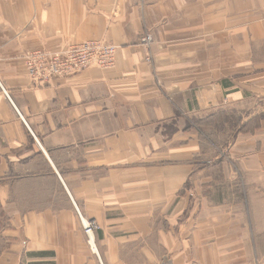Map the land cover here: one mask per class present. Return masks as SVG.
Returning <instances> with one entry per match:
<instances>
[{"label": "crops", "instance_id": "crops-1", "mask_svg": "<svg viewBox=\"0 0 264 264\" xmlns=\"http://www.w3.org/2000/svg\"><path fill=\"white\" fill-rule=\"evenodd\" d=\"M0 264H264V0H0Z\"/></svg>", "mask_w": 264, "mask_h": 264}, {"label": "built area", "instance_id": "built-area-1", "mask_svg": "<svg viewBox=\"0 0 264 264\" xmlns=\"http://www.w3.org/2000/svg\"><path fill=\"white\" fill-rule=\"evenodd\" d=\"M153 42L154 39L149 32L142 34L138 40L139 45L147 50L146 60L150 58L149 48ZM116 50L117 46L113 43L102 39H88L63 44L57 50H27L23 54V61L29 80L35 85H40L88 68H111ZM98 228L99 225L93 221H83V230L88 236Z\"/></svg>", "mask_w": 264, "mask_h": 264}]
</instances>
